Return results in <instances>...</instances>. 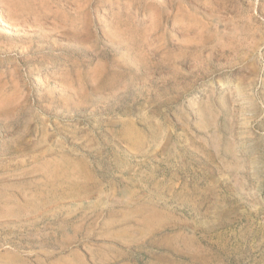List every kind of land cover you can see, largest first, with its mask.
<instances>
[{"label": "rangeland", "instance_id": "rangeland-1", "mask_svg": "<svg viewBox=\"0 0 264 264\" xmlns=\"http://www.w3.org/2000/svg\"><path fill=\"white\" fill-rule=\"evenodd\" d=\"M263 8L0 0V264H264Z\"/></svg>", "mask_w": 264, "mask_h": 264}, {"label": "bare ground", "instance_id": "bare-ground-1", "mask_svg": "<svg viewBox=\"0 0 264 264\" xmlns=\"http://www.w3.org/2000/svg\"><path fill=\"white\" fill-rule=\"evenodd\" d=\"M8 6V5H7ZM223 7V6H222ZM218 9V8H217ZM239 9V8H238ZM263 10H264V8H263ZM256 12V11H255ZM256 14V13H255ZM257 15V14H256ZM18 20V19H17ZM192 24V23H191ZM13 25V24H12ZM20 25H22V23L20 24ZM15 26V25H14ZM19 26V25H18ZM24 27V26H23ZM26 27V26H25ZM91 29V28H90ZM259 29V28H258ZM21 30V29H20ZM24 30V29H23ZM24 31H26V30H24ZM191 32V31H190ZM26 33V32H25ZM24 33V34H25ZM46 34V33H45ZM53 34H55V33H53ZM82 34V33H81ZM86 34V33H85ZM54 36V35H53ZM258 37V36H257ZM31 38H33V37H31ZM78 38V37H77ZM34 39V38H33ZM34 43V42H33ZM48 43V42H47ZM74 43H75V41H74ZM62 44V43H61ZM34 45V44H33ZM32 45V46H33ZM256 45V44H255ZM28 47H30V46H28ZM250 47H251V45H250ZM225 50V49H224ZM229 51V50H228ZM240 51V50H239ZM249 56V55H248ZM205 59V58H204ZM206 60V59H205ZM215 60V59H214ZM202 61V60H201ZM197 63V62H196ZM218 64V63H217ZM225 64V63H224ZM241 64V63H240ZM201 65H203V64H201ZM207 65V64H206ZM225 66V65H224ZM208 67V66H207ZM226 67V66H225ZM210 68V67H209ZM215 68V67H214ZM218 68V67H217ZM221 70V69H220ZM230 70V69H229ZM195 75V74H194ZM253 75V74H252ZM235 110V109H234ZM222 113V112H221ZM197 117V116H196ZM211 117V116H210ZM210 119H212V118H210ZM133 134V133H132ZM197 134V133H196ZM199 134V133H198ZM202 134V133H201ZM127 138V137H126ZM132 138V137H131ZM222 142V141H221ZM215 148V147H214ZM195 151V150H194ZM198 151V150H197ZM216 153V152H215ZM237 156H238V154H237ZM234 158V157H233ZM239 163V162H238ZM225 168V167H224ZM234 168V167H233ZM232 170V169H231ZM230 171V170H229ZM232 172V171H231ZM242 172V171H241ZM235 175V174H234ZM238 175V174H237ZM237 175H235L236 177H237ZM231 176V175H230ZM250 179V178H249ZM237 183H239V181L237 182ZM236 183V184H237ZM243 183V182H242ZM245 183H246V181H245ZM234 184V183H233ZM240 186H241V184H240ZM248 186V185H247ZM246 186V187H247ZM232 191V190H231ZM197 204V203H196ZM200 207V206H199ZM199 211V210H198ZM232 212V211H231ZM248 213V212H247ZM244 215V214H243Z\"/></svg>", "mask_w": 264, "mask_h": 264}]
</instances>
